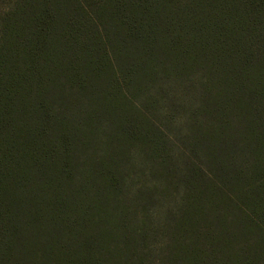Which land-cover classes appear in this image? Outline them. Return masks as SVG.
Here are the masks:
<instances>
[{
  "label": "trees",
  "instance_id": "1",
  "mask_svg": "<svg viewBox=\"0 0 264 264\" xmlns=\"http://www.w3.org/2000/svg\"><path fill=\"white\" fill-rule=\"evenodd\" d=\"M0 264H264V0H13Z\"/></svg>",
  "mask_w": 264,
  "mask_h": 264
},
{
  "label": "rangeland",
  "instance_id": "2",
  "mask_svg": "<svg viewBox=\"0 0 264 264\" xmlns=\"http://www.w3.org/2000/svg\"><path fill=\"white\" fill-rule=\"evenodd\" d=\"M11 2H13V0H0V23L4 12L10 8Z\"/></svg>",
  "mask_w": 264,
  "mask_h": 264
}]
</instances>
